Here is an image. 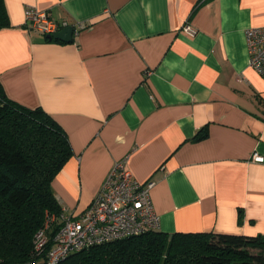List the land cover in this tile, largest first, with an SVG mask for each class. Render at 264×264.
Segmentation results:
<instances>
[{"label":"crops","instance_id":"obj_1","mask_svg":"<svg viewBox=\"0 0 264 264\" xmlns=\"http://www.w3.org/2000/svg\"><path fill=\"white\" fill-rule=\"evenodd\" d=\"M4 5L5 93L52 116L72 149L51 183L60 207L81 214L125 158L138 183H153L158 231L264 237V80L245 39L264 27V0ZM26 7L57 32L72 27V41L27 30Z\"/></svg>","mask_w":264,"mask_h":264},{"label":"trees","instance_id":"obj_2","mask_svg":"<svg viewBox=\"0 0 264 264\" xmlns=\"http://www.w3.org/2000/svg\"><path fill=\"white\" fill-rule=\"evenodd\" d=\"M7 28L0 0V30ZM71 157L66 132L52 116L14 102L0 82V264L33 258L45 214L61 209L51 183ZM60 264H264V237L149 231L84 249Z\"/></svg>","mask_w":264,"mask_h":264},{"label":"built area","instance_id":"obj_3","mask_svg":"<svg viewBox=\"0 0 264 264\" xmlns=\"http://www.w3.org/2000/svg\"><path fill=\"white\" fill-rule=\"evenodd\" d=\"M24 26L29 31L51 37L60 25L46 12L33 7L24 10ZM192 36L194 30L185 25ZM249 66L264 80V27L245 32ZM254 156V161H261ZM153 183H138L126 166V159L114 163L100 190L79 215L61 207L58 215L45 214V221L33 237V258L23 264H60L84 249L157 231L159 217L149 197Z\"/></svg>","mask_w":264,"mask_h":264},{"label":"water","instance_id":"obj_4","mask_svg":"<svg viewBox=\"0 0 264 264\" xmlns=\"http://www.w3.org/2000/svg\"><path fill=\"white\" fill-rule=\"evenodd\" d=\"M73 28L67 27L57 32L53 36L49 37L50 39L60 40L65 43H70L72 41Z\"/></svg>","mask_w":264,"mask_h":264}]
</instances>
